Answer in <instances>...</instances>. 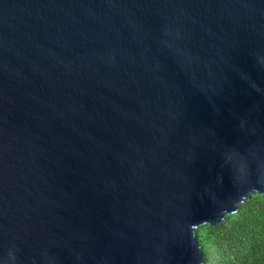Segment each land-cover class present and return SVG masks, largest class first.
<instances>
[{
  "label": "water",
  "instance_id": "water-1",
  "mask_svg": "<svg viewBox=\"0 0 264 264\" xmlns=\"http://www.w3.org/2000/svg\"><path fill=\"white\" fill-rule=\"evenodd\" d=\"M264 193V0H0V264H201Z\"/></svg>",
  "mask_w": 264,
  "mask_h": 264
},
{
  "label": "trees",
  "instance_id": "trees-1",
  "mask_svg": "<svg viewBox=\"0 0 264 264\" xmlns=\"http://www.w3.org/2000/svg\"><path fill=\"white\" fill-rule=\"evenodd\" d=\"M201 264H264V193H254L233 213L210 226L194 229Z\"/></svg>",
  "mask_w": 264,
  "mask_h": 264
}]
</instances>
